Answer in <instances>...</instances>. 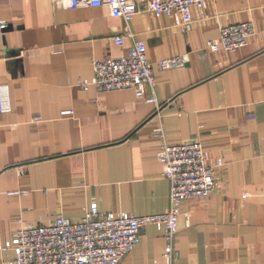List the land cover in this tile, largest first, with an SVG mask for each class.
Wrapping results in <instances>:
<instances>
[{"label":"crops","instance_id":"1","mask_svg":"<svg viewBox=\"0 0 264 264\" xmlns=\"http://www.w3.org/2000/svg\"><path fill=\"white\" fill-rule=\"evenodd\" d=\"M191 15L185 31L175 15L125 22L106 6L0 0V85L11 104L0 113V264L14 259L5 244L21 223L78 221L92 203L113 216L164 212L162 142L198 143L223 162L208 198L181 203L172 264H264V0H206ZM245 22L244 47L206 48ZM133 40L146 47L154 91L82 89L94 60L127 55ZM175 56L184 63L159 66ZM153 94L158 104L144 101ZM163 232L145 227L119 264L162 263Z\"/></svg>","mask_w":264,"mask_h":264},{"label":"built area","instance_id":"2","mask_svg":"<svg viewBox=\"0 0 264 264\" xmlns=\"http://www.w3.org/2000/svg\"><path fill=\"white\" fill-rule=\"evenodd\" d=\"M54 1L65 3L69 8L106 6L111 15L125 22L141 11L155 19L162 15H175L177 25L185 31L192 27V7L203 11L206 5V0ZM252 32L249 22L223 27L219 37L209 40L206 48L212 51L240 49L247 44ZM115 41L120 44L123 37L119 36ZM183 63L184 57L175 56L161 60L159 66L168 69ZM79 85L82 89L93 86L99 92L133 90L137 97L144 98L145 87L154 91L155 86L144 43L133 40L127 55L94 60L92 78L80 81ZM144 101L158 104L154 94ZM10 110L8 89L0 85V113ZM155 132L163 136L160 128ZM157 159L170 187L169 206L164 212L144 216L119 213L113 216L100 212L97 204L92 203L87 214L78 221L60 215L49 224L21 223L6 241L5 248L13 250L15 257L5 264H119L136 246L141 232L148 225L163 227L165 246L160 264H172L176 259L174 240L181 203L191 198H208L217 187L218 170L223 162L212 161L208 151L198 143L170 145L162 142Z\"/></svg>","mask_w":264,"mask_h":264}]
</instances>
